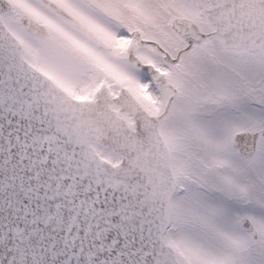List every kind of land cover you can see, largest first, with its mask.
<instances>
[{"label":"snow or ice","instance_id":"snow-or-ice-1","mask_svg":"<svg viewBox=\"0 0 264 264\" xmlns=\"http://www.w3.org/2000/svg\"><path fill=\"white\" fill-rule=\"evenodd\" d=\"M0 264H264V0H0Z\"/></svg>","mask_w":264,"mask_h":264}]
</instances>
